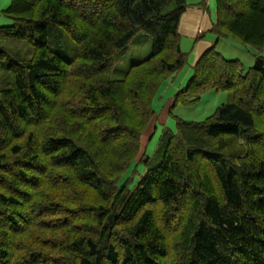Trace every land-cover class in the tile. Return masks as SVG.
Wrapping results in <instances>:
<instances>
[{
  "label": "trees",
  "instance_id": "16d2710c",
  "mask_svg": "<svg viewBox=\"0 0 264 264\" xmlns=\"http://www.w3.org/2000/svg\"><path fill=\"white\" fill-rule=\"evenodd\" d=\"M205 0H10L0 25V264H264V0H215L216 36L172 96L230 99L163 125L159 85L187 61L179 24ZM143 33L150 54L112 77ZM253 47L225 58L219 38ZM203 35L193 38V44ZM170 112V111H169ZM165 113V112H164ZM144 173L129 189L132 163Z\"/></svg>",
  "mask_w": 264,
  "mask_h": 264
},
{
  "label": "rangeland",
  "instance_id": "374dc122",
  "mask_svg": "<svg viewBox=\"0 0 264 264\" xmlns=\"http://www.w3.org/2000/svg\"><path fill=\"white\" fill-rule=\"evenodd\" d=\"M9 1L10 0H7V2L6 0H0V25H7L10 23V21L1 14V10L9 4ZM187 2L194 3L195 0H187ZM205 4V10H208L213 18L215 0H207ZM193 6L196 7L195 5ZM203 35L204 37L206 35V39H216V36L208 31L203 32ZM180 45L182 50L187 52V61L179 71L169 76L159 85L152 101V108L160 119L162 112H165L166 117L164 119V125L172 130H175V118L196 122L202 121L213 114L217 106L228 102L230 99L229 91H216L212 87L207 86L200 92L199 99L195 103L177 102L172 106V96L185 86L187 80L192 75V64L196 51L193 38L190 36H181ZM150 49L151 41L147 35L140 33L134 36L131 43L117 57L112 68V77L115 79L123 77L125 69L131 63L146 58L150 54ZM216 49L227 59H239L245 68L253 65L254 54L258 53L253 47L244 45L231 37L219 38ZM260 53L264 56V51ZM162 129L163 125H161L160 120H158L156 130L146 145V155H153ZM144 171L145 167L143 163L132 162L126 171L118 178L117 183L118 185H123L125 183L129 189H132Z\"/></svg>",
  "mask_w": 264,
  "mask_h": 264
},
{
  "label": "crops",
  "instance_id": "0c3cea01",
  "mask_svg": "<svg viewBox=\"0 0 264 264\" xmlns=\"http://www.w3.org/2000/svg\"><path fill=\"white\" fill-rule=\"evenodd\" d=\"M206 1L207 0H205V2ZM213 19L214 17L212 18L208 10L206 11L205 8H202L200 6L188 7L181 17L179 24V33L182 36L187 35L191 38L203 35V32L208 31V29L210 28ZM212 42H214V39H206V35L205 37L203 35V39H200L195 43L194 46L196 51L194 61L206 47L212 44ZM160 116L161 119L159 118V120L161 122H164V119L166 117L165 113L162 112Z\"/></svg>",
  "mask_w": 264,
  "mask_h": 264
}]
</instances>
